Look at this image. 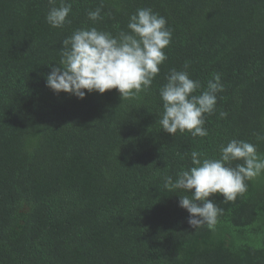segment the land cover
I'll list each match as a JSON object with an SVG mask.
<instances>
[{
  "label": "trees",
  "instance_id": "obj_1",
  "mask_svg": "<svg viewBox=\"0 0 264 264\" xmlns=\"http://www.w3.org/2000/svg\"><path fill=\"white\" fill-rule=\"evenodd\" d=\"M66 2L67 21L53 28L49 0H0V264H264V174L234 202L213 197L223 212L211 229L191 228L179 207L187 193L164 187L194 166L193 151L218 158L232 139L264 157V0ZM140 8L172 33L147 91L79 99L46 86L65 38L91 27L116 36ZM185 62L201 84L194 94L216 74L223 85L205 137L159 124V89Z\"/></svg>",
  "mask_w": 264,
  "mask_h": 264
},
{
  "label": "clouds",
  "instance_id": "obj_2",
  "mask_svg": "<svg viewBox=\"0 0 264 264\" xmlns=\"http://www.w3.org/2000/svg\"><path fill=\"white\" fill-rule=\"evenodd\" d=\"M45 19L53 28H62L71 12V4L49 0ZM101 7L87 13L88 19L100 20ZM164 17L150 8H140L129 17L127 31L113 36L95 27L80 28L62 41L59 66L52 68L46 77V86L54 93L74 95L79 99L86 94H103L116 89L121 99H129L147 91L167 59L164 49L171 42V30ZM185 62L184 69H171L159 95L163 111L159 124L170 135L189 132L192 137L208 135L204 127L205 116L215 112L217 94L223 91L219 74L207 83V90L196 93L199 81L190 78ZM86 90V91H85ZM227 114L220 113L223 118ZM264 140V135H257ZM191 153L192 166L181 170L175 180L164 177V187L170 191L181 190L179 207L188 213L189 226L195 230L213 228L223 209L213 203L219 194L224 202H234L247 190L246 181L264 174V157L257 153L256 145L245 140L232 139L219 147L218 158L200 159ZM234 161H239L232 167Z\"/></svg>",
  "mask_w": 264,
  "mask_h": 264
}]
</instances>
